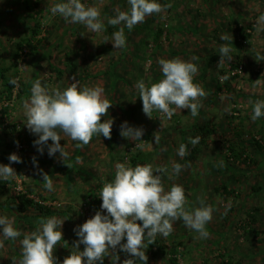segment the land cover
<instances>
[{
    "label": "rangeland",
    "instance_id": "obj_1",
    "mask_svg": "<svg viewBox=\"0 0 264 264\" xmlns=\"http://www.w3.org/2000/svg\"><path fill=\"white\" fill-rule=\"evenodd\" d=\"M57 2L0 0V163H7L17 140L26 143L24 151L28 152L20 157L15 175L0 179V190L5 188L4 194L15 199L14 204L19 194H26L49 208L40 211L29 206L26 216L19 214L24 232L35 231L50 216L65 219L63 239L53 249L57 261L63 260L77 239L73 227L99 209V191L104 181L114 178V165L151 163L166 167L161 174L165 190L172 184L182 185L185 208L198 207L203 201L213 212L205 226L206 238L180 218L172 221L167 236H155L164 247L155 257L145 237V264H264V146L253 141L254 137L264 140V117L250 118L251 105L264 99V21L257 22L264 14V0H159L161 12L146 16L131 29L107 23L117 10L129 9L127 0H81L99 10L104 28L98 32L53 14L50 9ZM239 26L250 35L243 37ZM121 27L126 43L114 48L113 33ZM222 45L230 48V60L220 61ZM176 57L197 65L193 83L206 93L197 98L198 114L177 109L169 119L153 110L149 117L142 111L135 82L158 81L162 78L158 60ZM193 57L198 59L193 61ZM240 65L241 72L232 74ZM2 75L17 81L10 97ZM37 79L49 89L63 90L73 79L80 87L101 86L102 95L112 103L101 116V121L113 119L111 137L93 134L78 147L79 141L61 131L60 144L70 145L69 150L63 146L67 157L59 152L50 157L46 147L43 154L38 152L33 145L36 136L25 126L22 109ZM122 121L142 127L141 140L122 137ZM202 124L208 126L206 134L198 128ZM196 137L206 142L192 145L189 138ZM182 143L186 145L183 157L178 155ZM136 153H143V161L133 164L131 157ZM176 163L182 166L178 173L172 168ZM41 170L52 181V191L44 187ZM223 184L227 192L221 190ZM255 207L260 208L257 221L252 230H245ZM175 248L180 252L170 263ZM127 258L117 247L104 257L103 264H122ZM135 264L144 262L136 258Z\"/></svg>",
    "mask_w": 264,
    "mask_h": 264
},
{
    "label": "clouds",
    "instance_id": "obj_2",
    "mask_svg": "<svg viewBox=\"0 0 264 264\" xmlns=\"http://www.w3.org/2000/svg\"><path fill=\"white\" fill-rule=\"evenodd\" d=\"M127 2L129 9L117 10V14L108 19L109 25L122 23L123 27L131 29L137 23H142L146 16L162 10L159 0ZM50 11L61 14L70 22L86 25L92 32L104 28L99 10L81 0H59ZM260 21H264V14L258 17L257 22ZM123 27L113 33L114 48L125 46ZM230 51L227 45H222L218 52L220 61L230 60ZM197 59L198 57L192 58L193 61ZM158 64L161 66V79L148 84L143 79L135 82L142 111L151 117L153 110H158L170 119L177 109H187L192 116H196L200 107L197 98L206 95L198 83H193L197 65L179 57L161 58ZM9 83L15 85L17 81L10 79ZM102 92V87L98 85L80 87L76 79L63 90L49 89L46 84L42 85L40 79L35 80L30 96L22 102V109L26 117L25 126L36 136L33 145L37 151L43 154L46 147L50 157L57 152L67 157L64 145L60 144L61 131L72 140L79 141L78 147L87 144L93 134L110 138L113 119L101 121V116L107 113L112 103ZM261 117H264V99L251 105L250 118L256 120ZM142 134V127L133 126L128 121L121 122L122 137L133 141L141 140ZM159 139L157 132L154 133L155 143ZM49 140L51 143H48ZM198 140L199 137L189 138L192 145ZM178 155H186L185 144L179 145ZM8 161V164L0 163V179L15 175L11 163H20L21 158L16 153H11ZM33 163H36L35 157ZM181 167L178 163L172 165L176 173ZM114 168V178L104 181L99 191V209L83 223L73 227L77 239L63 260L57 261L53 249L63 239L62 224L65 219L50 216L40 221L35 231L23 235L20 257H13L12 264H103L104 257L110 251L115 253L117 247L130 256L122 264H135L136 258L145 264V237L152 240L157 233L167 236L172 231V221L177 218L195 230L201 238L207 237L205 226L212 219L211 205H205L201 201L198 207L185 208L186 198L182 185L172 184L168 190L164 188L161 174L167 171L165 166L154 167L151 163L131 166L126 162H117ZM40 174L43 176L44 187L52 191V181L42 170ZM20 235L11 219L0 216V244L3 239H15ZM80 245H83L82 250ZM115 256L118 260L119 257Z\"/></svg>",
    "mask_w": 264,
    "mask_h": 264
},
{
    "label": "trees",
    "instance_id": "obj_3",
    "mask_svg": "<svg viewBox=\"0 0 264 264\" xmlns=\"http://www.w3.org/2000/svg\"><path fill=\"white\" fill-rule=\"evenodd\" d=\"M237 28L240 30L238 32L240 34H242L243 37H245L246 35L247 36L250 35V33H247L246 32L245 28H241L240 26L237 27ZM250 28H252V27H250ZM238 32L236 31V34H238ZM236 44L242 45L241 42H238ZM35 55L36 54L34 53V56ZM2 77L4 78V85L6 86V90H7V92L6 91L5 92L7 93L8 97H10L11 94H12V89H13L14 85L11 84V83H9L10 79L7 78L6 76L2 75ZM198 128L202 131L203 134H206V132L208 131V126L205 125V124H202V125L198 126ZM253 141H255L258 144V146H260V143H259L258 139H256L254 137ZM199 142L205 143L206 142V139L202 137V138L199 139ZM231 149L234 150L233 146H231ZM142 155H143V153H136V154L132 155L131 162L133 164H136L138 162H142L143 161V156ZM230 156L233 157V151H232V155H230ZM226 157L229 158V156H226ZM221 190H223L224 192H227L228 191L225 184L222 185ZM29 206H32L33 208H35L37 210H40V211H46V210L48 211L49 210V208H47L45 205H43L40 201H36V200L30 198L26 194H19L18 200L16 202V208L18 210H20V211H26ZM259 210H260V208L255 207L252 211L249 212L250 218H249L248 222L246 223L248 227H245V230H249V229L252 230L253 229L252 224L257 221ZM148 244H149V252H150V254H151L152 257L157 256V254L160 251H162V252L164 251L163 250L164 247L159 242V240H158L157 237L154 238V239H152V240H150L148 238ZM175 244L177 246L181 245V243H179V242H177ZM173 251H174V254H173L174 256H171L170 257V263L171 262L173 263V262L176 261V259H177V253L180 252L179 248L178 249L175 248V249H173Z\"/></svg>",
    "mask_w": 264,
    "mask_h": 264
},
{
    "label": "crops",
    "instance_id": "obj_4",
    "mask_svg": "<svg viewBox=\"0 0 264 264\" xmlns=\"http://www.w3.org/2000/svg\"><path fill=\"white\" fill-rule=\"evenodd\" d=\"M12 8L13 7H10L9 10L13 12ZM208 88H210L209 85H208ZM219 88L220 87H218V89ZM2 142H3L2 137H0V143ZM67 144H69V142L64 143V146H68V150H69L70 145H67ZM23 154L25 158L28 152L24 151ZM1 189H4V190L3 191L0 190V216H4V217L11 219L13 222V226L17 228L21 233V235L15 239H3L2 244H0V251H1L0 264H12L13 257L19 259L20 254H21L22 246H21V243L18 242V239L23 237V235L26 232H24V228H25L24 219H22V217L20 218V216L21 215L26 216V215L24 214L25 211H22L21 213L15 208L14 206L16 205L14 204L15 199L11 197L8 198L7 197L8 194H4V192L6 191L5 188H1ZM34 220H37V219H34ZM27 221H30L28 217H27Z\"/></svg>",
    "mask_w": 264,
    "mask_h": 264
},
{
    "label": "built area",
    "instance_id": "obj_5",
    "mask_svg": "<svg viewBox=\"0 0 264 264\" xmlns=\"http://www.w3.org/2000/svg\"><path fill=\"white\" fill-rule=\"evenodd\" d=\"M241 70H242V66L240 65L236 69H233L231 72H232V74H236V73L241 72ZM257 139H258L259 143L262 146H264V140L263 139H259V137H257ZM25 149H26V143L23 140L15 141L13 143L10 151L7 154V164L9 163V161H8L9 154L16 153L19 157H21ZM17 165H18V163H16V162H12L11 163V167L14 169V171L16 170Z\"/></svg>",
    "mask_w": 264,
    "mask_h": 264
}]
</instances>
